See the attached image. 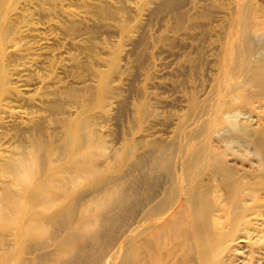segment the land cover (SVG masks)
<instances>
[{"label": "rangeland", "instance_id": "rangeland-1", "mask_svg": "<svg viewBox=\"0 0 264 264\" xmlns=\"http://www.w3.org/2000/svg\"><path fill=\"white\" fill-rule=\"evenodd\" d=\"M32 145L124 176L78 264H264V0H0V160Z\"/></svg>", "mask_w": 264, "mask_h": 264}, {"label": "bare ground", "instance_id": "bare-ground-1", "mask_svg": "<svg viewBox=\"0 0 264 264\" xmlns=\"http://www.w3.org/2000/svg\"><path fill=\"white\" fill-rule=\"evenodd\" d=\"M102 83L105 91V80ZM79 126L75 123L71 127L76 140H80ZM51 155L42 159L37 145H32L23 148L17 157L0 160V177L4 179L0 189V264H78L86 252L83 232L93 231L94 240L99 242L110 208L108 205L123 202L126 190L124 176L119 183L112 186L108 183L105 188L102 185H105L104 181L107 183V179L100 178L90 183L100 174L93 160L90 161L88 152L87 157L77 153L63 164L53 160ZM44 160L49 164L46 171L42 170ZM84 185L92 190L88 198L87 194L83 196ZM167 206L166 203L159 204L156 209L163 211ZM84 216H89L90 222H81ZM75 217L80 219L76 224L66 223L65 220ZM186 218L180 211H175L161 219L151 231L145 230V234L153 237H159L164 231L181 234L188 226ZM65 230L68 231L66 236L57 238L59 232ZM52 246L53 252L47 253L46 249ZM119 257V264H164L162 258L140 262L130 252ZM97 259L98 254L93 257V260ZM190 263L188 252L184 264ZM202 264H216L211 250L203 251Z\"/></svg>", "mask_w": 264, "mask_h": 264}]
</instances>
